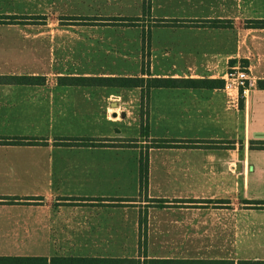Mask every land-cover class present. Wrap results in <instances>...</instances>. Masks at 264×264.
<instances>
[{
    "label": "crops",
    "instance_id": "crops-1",
    "mask_svg": "<svg viewBox=\"0 0 264 264\" xmlns=\"http://www.w3.org/2000/svg\"><path fill=\"white\" fill-rule=\"evenodd\" d=\"M47 1L0 0V76L44 77L0 80V141H24L0 142L1 245L30 248L65 241L76 246L78 241L102 246L100 241L109 242L121 232L126 241L129 224L138 234L141 156L147 151L148 198L199 200L169 202L199 210L208 204L201 200L224 199L229 210L241 215L264 212L244 203L264 201V147L257 146L264 141V88L258 84L264 80V0H55L60 6L100 9L87 20L63 16L64 25L120 29H20L49 25V13L30 11ZM143 2L150 5L146 16L137 12L130 19L106 10ZM167 7L195 13L159 17L156 11ZM10 16H16L13 23H5ZM192 19L199 25L183 24ZM213 19L222 25H201V20ZM134 27L144 31L129 32ZM159 50L164 62L158 67ZM132 64L136 73H130ZM232 66L246 68L254 82L235 106L228 105L225 87L147 89L60 79L124 71L146 80H224ZM127 139L134 144L123 145ZM161 139L175 145H153ZM81 140L96 144L60 143ZM127 198L137 200H122ZM117 211L125 217L136 211V216L109 221ZM114 230L117 235L110 233Z\"/></svg>",
    "mask_w": 264,
    "mask_h": 264
},
{
    "label": "rangeland",
    "instance_id": "rangeland-1",
    "mask_svg": "<svg viewBox=\"0 0 264 264\" xmlns=\"http://www.w3.org/2000/svg\"><path fill=\"white\" fill-rule=\"evenodd\" d=\"M32 12L49 13V25L47 27L32 25L31 27H21L23 30H62V31H87L99 30L113 31L115 29H102L100 27H87L86 24L80 25H64L65 20L62 17L70 15V19L87 20L90 13L99 11L87 7H66L58 5L55 0H48L43 6H34L30 8ZM106 10L113 12L118 11L126 13L132 19L135 13H144V16L150 13L149 2H143L142 6L136 8H106ZM104 9V11H106ZM195 11L198 12V9ZM159 17H188L192 15L193 11L185 9L159 8L157 11ZM149 22L148 19H146ZM150 26L149 23H147ZM103 26V25H99ZM144 26V25H143ZM129 32L138 31L143 32V28H130ZM147 34L149 33L146 30ZM166 32L159 30V34ZM149 37V36H147ZM148 42L149 39L146 38ZM134 41V40H133ZM162 50L156 52V62L158 67L162 61ZM174 57V55L172 56ZM166 59V58H165ZM130 62V61H128ZM167 66H170L168 64ZM130 73H136L133 64L130 65ZM133 69V70H131ZM157 71H159L157 69ZM119 76H126L124 71H116ZM160 94V93H159ZM142 200L140 208L136 211L140 212V220L143 222L140 230L137 233L133 232L129 224L127 228L128 239L124 240V232L121 236L109 238V242L100 241L102 246H69L65 241L58 244H52L46 247H24V246H9L0 244V255H31L34 252H48L54 255H62V252L71 256H94L96 254L104 256H130L138 257L139 255L148 254L150 257H194V258H233V259H252L264 258V230L260 227L264 226V212L257 214L244 213L239 214L238 210H229L226 205L216 207L214 203L208 202L203 209H198L199 206H191L186 209V206L172 205L165 208L157 207L153 201H149L147 195L139 198ZM134 214H124L122 211H117L115 216L111 217L109 221L115 223L123 221L124 218H134ZM101 221L107 220L99 217ZM117 226V225H115ZM117 235L118 232H110ZM138 239L135 240V237ZM81 242L83 240L81 239ZM92 243V241H89ZM124 243L126 246H124ZM135 243V244H134Z\"/></svg>",
    "mask_w": 264,
    "mask_h": 264
},
{
    "label": "trees",
    "instance_id": "trees-1",
    "mask_svg": "<svg viewBox=\"0 0 264 264\" xmlns=\"http://www.w3.org/2000/svg\"><path fill=\"white\" fill-rule=\"evenodd\" d=\"M9 20L5 23H13L16 16L8 17ZM164 25H171L168 20H161ZM201 25L210 24L212 26H221L222 22L219 19L201 20ZM130 25H135L134 22H129ZM182 22H173V24H181ZM199 25L197 21L184 22L183 24ZM43 76L32 75H15V76H0V80H12L15 82H26L31 80H41ZM61 80L72 83L81 84L85 82H96L105 85H118L124 87L144 86L147 89L153 87H186V88H223L225 81L218 78H193V77H152L147 80L139 76H63ZM259 86L264 88V80L258 82ZM132 141V142H131ZM135 140L127 139L123 145H133ZM0 142H24L21 139L14 141H0ZM64 144H96L95 141H61ZM100 144H108L100 142ZM155 146H171L175 145L172 140H155ZM257 146L264 147V141L257 142ZM149 185V155L147 152H142L141 156V193L146 195ZM136 199V198H135ZM135 199H122L126 201H135ZM137 200V199H136ZM153 201V205L165 208L177 204H169V202H193L199 200H169L166 198H149ZM203 202L214 203L216 207H221L224 203H228L224 199L201 200ZM246 204H252L250 208H264V201H244ZM144 218L140 220V226ZM0 264H264V259H233V258H192V257H150L148 254L139 255L138 257L130 256H67L54 255L48 256H32V255H0Z\"/></svg>",
    "mask_w": 264,
    "mask_h": 264
},
{
    "label": "built area",
    "instance_id": "built-area-1",
    "mask_svg": "<svg viewBox=\"0 0 264 264\" xmlns=\"http://www.w3.org/2000/svg\"><path fill=\"white\" fill-rule=\"evenodd\" d=\"M225 89L228 93L227 103L230 106L239 104V95L246 94L254 84L249 71L240 66L230 67L224 76Z\"/></svg>",
    "mask_w": 264,
    "mask_h": 264
}]
</instances>
